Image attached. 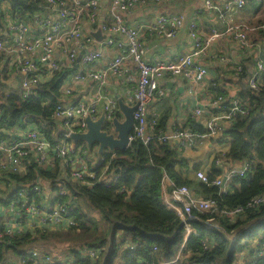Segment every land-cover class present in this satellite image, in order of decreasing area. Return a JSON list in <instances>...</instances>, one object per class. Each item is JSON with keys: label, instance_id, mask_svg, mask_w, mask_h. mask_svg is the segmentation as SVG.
Masks as SVG:
<instances>
[{"label": "built area", "instance_id": "built-area-1", "mask_svg": "<svg viewBox=\"0 0 264 264\" xmlns=\"http://www.w3.org/2000/svg\"><path fill=\"white\" fill-rule=\"evenodd\" d=\"M31 1L33 11L21 14L12 10L11 0H0V3H8L7 8L0 9V83L4 85L6 94L16 91L12 90L16 83L17 92L22 98H27L62 73L64 77L57 103L50 116L53 123H58L60 135H54L56 123L51 128L54 138L40 131L35 122L22 128H0L9 135L8 139L0 138V193L8 191L0 197V239L26 230L54 229L73 223L68 215L71 192L66 190L64 181L69 178L79 184L90 185L97 176L95 169L102 158L98 155L97 146L89 148L78 144L71 134L86 131V118L96 120L103 115L102 130L108 133L114 130L113 118L123 119L119 117L117 96L105 87L113 77L121 82L123 94L120 97L123 101L135 106L127 147L132 141L148 144L155 135H159L162 141L176 144L181 152L184 149L210 148L211 162L221 169V173L209 178L207 171L198 169L194 171V177L207 186L222 189L229 178L243 175L248 170L246 162L229 166L227 143L217 142L225 138V132L235 117L246 115L250 110L248 99L241 95V91L247 88L251 92H259L264 88V23L250 24L241 18V11L248 0H204V8L215 14L222 30L211 28L208 35H204L203 27L194 17L187 24L192 51L170 57L157 55L150 61L145 59L146 47L140 39L141 25H130L124 20L136 6L166 4L169 0ZM103 1L107 3V16L99 28L104 37L99 47L94 48V38L85 30H89L90 25L99 24ZM184 22L183 15L160 14L147 28L169 43L178 35ZM224 35L231 37L233 48L240 52L237 59L223 51L216 55V64L223 69L230 68L240 80L241 84L230 95L227 94L229 89L219 85L209 66L200 60L207 55L213 42ZM106 47H114L115 54L105 66L96 67ZM246 59H252V64L245 65L243 61ZM174 78L188 83L185 99L194 97L196 85H206L205 100H199L190 112L191 119L202 126L201 133L174 124L157 129L156 118L147 116L148 105L166 95L167 83ZM91 83L92 87L88 89L90 99L78 98L79 91ZM31 159L45 171L56 170L58 178L53 182L50 180V183L48 177L41 175L33 180L25 178L22 182L10 177L9 173L24 177ZM97 179L108 180L103 174ZM162 197L166 205L179 215L183 239L169 259L162 257L149 264H181L188 257L184 250L186 239L191 233L198 235L191 222L200 219L192 213L193 209L206 214L218 210L233 221L246 208L264 205L262 193L244 205L219 208L216 201L194 195L190 187L175 185L166 174H163ZM203 222L221 228L212 218ZM203 245L206 247V242ZM152 249L158 250L157 246ZM84 253L97 257L93 250L86 249ZM237 254L240 255V264H253L248 262L246 250ZM47 261L48 258L45 259Z\"/></svg>", "mask_w": 264, "mask_h": 264}, {"label": "trees", "instance_id": "trees-1", "mask_svg": "<svg viewBox=\"0 0 264 264\" xmlns=\"http://www.w3.org/2000/svg\"><path fill=\"white\" fill-rule=\"evenodd\" d=\"M10 5L14 12L21 14L33 11L31 0H11ZM63 77L62 73L57 74L27 98H22L17 91L6 94L0 83V128H22L35 122L40 131L54 138L50 116ZM241 95L248 99L249 112L235 117L225 138L217 142L227 143L228 163H248L249 168L243 175L229 178L223 189L187 178L189 159L176 144L162 141L159 135L148 144L132 141L124 149L103 150L98 154L102 159L95 169L97 176L90 185L64 181L66 190L71 192L68 215L73 223L4 236L0 239V264H113L120 248V264H149L162 257L169 259L183 235L179 215L162 197L163 174L175 185L192 187L199 196L216 201L219 208L244 205L253 196L264 193V88L259 92L245 88ZM167 118L166 114L157 118L156 128L165 129ZM187 127L194 133L203 131L191 118ZM0 138L8 139L9 135L0 130ZM198 167L194 165L193 169L198 170ZM27 170L24 177L9 174L17 182L49 175L32 159ZM100 174L108 180L99 181ZM217 174L219 169L214 165L208 176L212 178ZM76 199L80 200L74 205ZM80 201L88 203L99 218L84 213ZM192 211L200 218L191 222L198 235L191 233L187 237L184 250L188 257L181 264H234L235 255L243 250L247 252L248 262L264 264V205L246 208L233 221L218 210L211 214ZM207 218H212L222 229L204 223ZM51 236L71 241L62 258L34 246L39 239ZM153 246L158 250L153 251ZM86 249L97 252V257L86 255Z\"/></svg>", "mask_w": 264, "mask_h": 264}, {"label": "crops", "instance_id": "crops-1", "mask_svg": "<svg viewBox=\"0 0 264 264\" xmlns=\"http://www.w3.org/2000/svg\"><path fill=\"white\" fill-rule=\"evenodd\" d=\"M203 1L204 0H169L168 3L160 5H157L156 3H149L145 6H136L133 9V12L125 17V23L130 25H141L140 39L144 42L146 47L145 59L147 61L152 60L153 57L157 55H160L162 57H170L175 54L191 52L192 43L187 34V24L189 20L194 17H196L198 23L203 27L204 35H208V31L211 28L217 31L222 30V26L216 19L215 14L204 8ZM248 1L249 2L241 11L240 15L244 21L251 24L254 23V19L252 18L259 16V6L262 5V7H264V0ZM106 5L107 3L105 1L101 2L100 4L101 14L99 24L90 25V29L85 30V32L92 34V37L94 38L92 46L94 48H98L99 42L100 40H102V32L99 31V25L102 21L105 20V17L107 16ZM1 7L7 8L8 3H0V9ZM160 14L183 15L185 18V22L179 30L178 35L170 39L169 43L160 36L151 33L147 28V25L151 22H154ZM262 16H264V13ZM221 51L226 52L227 55L234 59H237L240 53L239 51L233 48V42L231 37L229 35H224L223 37L216 39L213 42V46L207 51V55L203 58H200V60L209 66L210 73L214 77H216L218 84L229 89L227 94L230 95L236 91L238 85H240L241 83L240 80L232 74L230 68L223 69L222 67L216 64V55ZM103 52L104 54L99 63L96 64V67L105 66L106 63L110 60V58L115 54V48L106 47ZM251 60L252 59H246L243 61V63L245 65H251ZM132 84L134 83H129V85ZM187 86L188 84L181 78H174L173 80L168 81L166 95L163 98L157 99L152 104L148 105V118L157 119L163 117L166 114L168 118L165 120V125L170 126L174 124L187 127L188 120L191 118L190 112L192 108L195 106V104H197L199 100L204 101L206 98V85L205 83L196 85L194 97H189L185 99V89ZM90 87H92V83L83 87L81 91H79V95H77V97L89 100L90 98L88 96V89ZM105 87L108 91H110L112 94H115L116 96L119 95L120 97V95L122 96L123 94L121 82L115 77L109 79ZM12 90H18V86L16 85V83L12 86ZM103 104L104 102L102 101L101 105ZM99 112H102V109H99ZM55 123L56 122H54V124ZM54 135H60L58 130V123L55 124ZM196 150L197 152H194ZM196 150L184 149L182 154L189 159L190 164H198L197 166H199V170H204L208 172L210 168L214 166V164L211 162L210 148L203 149L200 147ZM205 155H207V158H205ZM241 163H236L234 165L229 163V165L237 166ZM215 168L218 167L215 166ZM194 171L195 170L193 169V171L191 170L190 173L187 172L186 177L196 180L194 177ZM220 173L221 169H219V174ZM190 188L192 189L194 195L199 196L196 190H194L192 187ZM119 250L121 251V248ZM235 259V263L240 264V255L237 254Z\"/></svg>", "mask_w": 264, "mask_h": 264}, {"label": "water", "instance_id": "water-1", "mask_svg": "<svg viewBox=\"0 0 264 264\" xmlns=\"http://www.w3.org/2000/svg\"><path fill=\"white\" fill-rule=\"evenodd\" d=\"M99 31L101 32L100 29ZM103 37L104 35H102L101 38ZM117 96L118 107L121 114L123 115V119L119 121L117 118H113L112 122L114 125L115 134L108 133L105 130H102L104 122V116L102 115L96 120L86 118V131L83 133H72L71 138L73 139V141H83L89 148L97 146L99 152H102L106 149H124L125 147H127L129 134L132 130L134 122L133 112L135 106L126 104L123 99L119 97V95ZM180 228L181 225L178 231L180 230Z\"/></svg>", "mask_w": 264, "mask_h": 264}, {"label": "rangeland", "instance_id": "rangeland-1", "mask_svg": "<svg viewBox=\"0 0 264 264\" xmlns=\"http://www.w3.org/2000/svg\"><path fill=\"white\" fill-rule=\"evenodd\" d=\"M260 7V11H259V16L258 17H255V18H252L254 19V23L255 24H260V22L264 23V16L263 13H264V7H262V5L259 6ZM253 11V10H252ZM262 19V20H260ZM188 84V83H187ZM119 117H123V115L121 113H119ZM111 133H114V130H111ZM228 147V145H226V148ZM194 152H197L194 151ZM201 155V154H200ZM205 158H207V155H205ZM194 165H198V164H190L189 167L190 169L188 170V173H190V171L192 170L193 171V167ZM212 165V164H211ZM193 166V167H192ZM49 173L48 176H45V177H48L49 179V182L50 180L53 182L55 181V179H57L58 177L56 176V173L54 174L53 172L54 171H47ZM46 172V173H47ZM1 177H4V174L1 175ZM65 179V178H64ZM66 181H70V179L68 178L65 179ZM51 183V182H50ZM52 186V184H50ZM52 188H54V186H52ZM7 189L4 191V192H1L0 193V197H4L7 193ZM51 193V192H50ZM197 196V195H196ZM80 199H76L74 201V205H76V201L78 202ZM80 204H82V206L84 207V213H86L87 215H89L90 217H94L96 219L99 218V215L97 214L96 211H94L92 208H90L88 206V203H85L83 201H80ZM62 239V240H61ZM253 243H254V240H253ZM71 244V241L69 240L68 242L64 241L63 237H60V238H57L55 236H51L49 238H46V239H39L36 243H35V247L40 250V251H47L48 253H50L51 256H54V257H57V258H62L63 257V254L66 250V248L68 247V245ZM120 253L121 251L120 250H117V252L115 253V257L113 259V264H120V260H119V257H120ZM117 255H118V259H117ZM11 257H13L11 254L9 255ZM235 258H236V255H235Z\"/></svg>", "mask_w": 264, "mask_h": 264}]
</instances>
